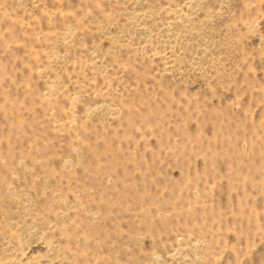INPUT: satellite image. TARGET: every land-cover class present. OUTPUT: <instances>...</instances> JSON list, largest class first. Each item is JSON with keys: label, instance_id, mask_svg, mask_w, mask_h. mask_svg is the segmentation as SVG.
<instances>
[{"label": "rangeland", "instance_id": "1", "mask_svg": "<svg viewBox=\"0 0 264 264\" xmlns=\"http://www.w3.org/2000/svg\"><path fill=\"white\" fill-rule=\"evenodd\" d=\"M0 264H264V0H0Z\"/></svg>", "mask_w": 264, "mask_h": 264}]
</instances>
